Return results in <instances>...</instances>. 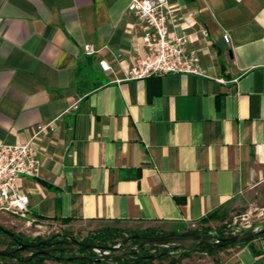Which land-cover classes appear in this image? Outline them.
I'll list each match as a JSON object with an SVG mask.
<instances>
[{
  "label": "crops",
  "instance_id": "crops-1",
  "mask_svg": "<svg viewBox=\"0 0 264 264\" xmlns=\"http://www.w3.org/2000/svg\"><path fill=\"white\" fill-rule=\"evenodd\" d=\"M168 2L210 79L123 80L143 34L129 0H0V142L55 125L18 181L25 226L192 233L264 187V0ZM209 264H264V237Z\"/></svg>",
  "mask_w": 264,
  "mask_h": 264
},
{
  "label": "built area",
  "instance_id": "built-area-1",
  "mask_svg": "<svg viewBox=\"0 0 264 264\" xmlns=\"http://www.w3.org/2000/svg\"><path fill=\"white\" fill-rule=\"evenodd\" d=\"M127 11L136 17L143 34L133 50L123 80L143 81L149 77L171 74L210 79L200 66L197 51L190 47L189 35L170 32L176 15L168 0H129ZM200 34L205 37L206 31L201 30ZM223 39L229 42L228 35L225 34ZM83 51L86 55H92L98 53L99 49L86 46ZM99 67L104 72L110 71L105 61H100ZM216 81L224 83L222 80ZM77 103L72 104L71 110H76ZM54 129V121H50L36 125L24 142H0V212L10 215L28 212V200L20 191L18 181L21 178L39 177L41 163L35 149L36 141Z\"/></svg>",
  "mask_w": 264,
  "mask_h": 264
},
{
  "label": "water",
  "instance_id": "water-1",
  "mask_svg": "<svg viewBox=\"0 0 264 264\" xmlns=\"http://www.w3.org/2000/svg\"><path fill=\"white\" fill-rule=\"evenodd\" d=\"M0 231L7 236L9 239L17 242V248L15 250H4L0 251V257H8L13 255L14 252H27L35 254L42 257H54L53 254L60 253H73L81 251H89L96 253L98 258L95 260L96 263L100 261H117L122 257L129 256L133 248L139 247H150L158 249H166L168 251H187V252H202L199 249L201 245H209V249H223L231 245L246 244L253 241L256 237L264 235V226H257L249 230H245L243 233L236 235H231L228 237H217L209 232H203L202 234H194L191 232L182 234H167L165 236L158 237H146L140 235H131L127 237L124 241L119 242L117 246L102 247L98 245H88L82 242L68 238L63 235L55 236L60 238H65L67 241L63 242H51L53 239L42 240L37 243L27 244L17 240L14 233H11L4 228L0 227ZM134 242L133 244L121 249L124 243ZM135 250L133 253H136ZM165 253H162L164 255ZM148 258H153V256H148ZM69 261L75 260H86L85 256H71L67 258Z\"/></svg>",
  "mask_w": 264,
  "mask_h": 264
},
{
  "label": "rangeland",
  "instance_id": "rangeland-1",
  "mask_svg": "<svg viewBox=\"0 0 264 264\" xmlns=\"http://www.w3.org/2000/svg\"><path fill=\"white\" fill-rule=\"evenodd\" d=\"M264 207V187L261 188V191L254 195L253 198L247 199L243 202V204L237 206L236 208L231 209L230 211H224L223 217L221 220H218L216 223H211L210 225H206L202 232H209L217 237H228L231 235H236L241 231L249 230L259 225L264 226V211L260 209ZM17 216L20 220L17 225L10 226L5 225L3 227L5 230L19 234L30 242L39 240H47L52 236H59L61 234L67 235L69 238L76 239L80 242L86 241L89 237L96 236L97 233L107 229V228H99L96 230H91L89 232L79 231L77 228L69 229L67 227H61V225L53 224V225H44L36 227L34 225H26V219H23L24 215H13ZM222 235V236H219ZM125 239V238H124ZM120 241V240H117ZM10 239L0 234V251H4L8 248V244ZM88 245H96V244H88ZM110 247V246H109ZM203 249V247L199 248ZM81 255L88 256L91 252L89 251H81ZM154 253V250L148 251V254L151 255ZM196 254L191 255L186 259L184 264H209L211 262V256L203 254L202 252H195ZM198 253H202L201 256ZM27 253H22V256H27ZM169 262L168 259H164L161 261H154L153 264H167ZM46 264H58L53 261H47ZM108 264H116L113 262H108ZM182 264V263H180Z\"/></svg>",
  "mask_w": 264,
  "mask_h": 264
},
{
  "label": "trees",
  "instance_id": "trees-1",
  "mask_svg": "<svg viewBox=\"0 0 264 264\" xmlns=\"http://www.w3.org/2000/svg\"><path fill=\"white\" fill-rule=\"evenodd\" d=\"M223 217L222 216L218 217L213 215H210L206 219L203 220V223H207L210 220H221ZM204 232V231H203ZM201 231H193L192 233L194 234H202ZM245 231H241L239 233H243ZM238 233V234H239ZM0 234H3L0 231ZM4 235V234H3ZM65 235V234H64ZM131 235H140V236H146V237H158V236H165L167 233H160V232H155V231H147L144 233H138L134 231H123L119 229H105L99 233L94 235L93 237H89L86 241H83V244H96L98 246L102 247H109V246H114L117 243H119L122 239H126L127 237ZM15 238L23 243L27 244H32V243H37L39 240L30 242L24 237L20 236L19 234H14ZM222 236V235H219ZM55 236L50 237L49 239H52ZM259 237H264V235H261ZM256 237V238H259ZM255 238V239H256ZM120 240V241H117ZM252 242V241H251ZM239 244V245H231L229 247H234V246H244L250 244ZM203 247L202 253L212 256L218 251L227 249L229 247L223 248V249H209V245H201L199 248ZM17 248V242L13 241L10 239V242L8 244V248L6 250H15ZM137 250L136 253H132L129 256L122 257L121 259L117 261H111L116 264H153L154 261H161L164 259H168L169 262L167 264H180L187 258H189L191 255L196 254L195 251L192 252H187V251H180V250H175V251H168L166 249H158V248H150V247H139L133 249V252ZM154 250V253L149 255L148 251ZM22 253L14 252L13 255H10L8 257H0V264H46L47 261H53L58 264H108L109 261H100L99 263H96L95 260L98 258L96 253L91 252L90 255L85 256L87 257L86 260H75V261H69L67 258V255L56 253L55 257H42L38 256L35 254L27 253V256H22ZM162 253H165L162 255ZM148 256H153V258H148Z\"/></svg>",
  "mask_w": 264,
  "mask_h": 264
},
{
  "label": "flooded vegetation",
  "instance_id": "flooded-vegetation-1",
  "mask_svg": "<svg viewBox=\"0 0 264 264\" xmlns=\"http://www.w3.org/2000/svg\"><path fill=\"white\" fill-rule=\"evenodd\" d=\"M61 235H63V236H66V237H68L67 235H64V234H61ZM60 235V236H61ZM69 238V237H68ZM70 239V238H69ZM47 240H49V239H47ZM125 239H122L120 242H122V241H124ZM63 241H67V239H65V238H60V237H56V238H53L52 240H51V242H63ZM134 242H128V243H124L122 246H121V249H123V248H125V247H127V246H129V245H131V244H133ZM133 249H135V248H133ZM133 249L131 250V253H133ZM87 252V251H86ZM82 253L81 252H73V253H64V255H67L68 257H71V256H83V255H81ZM54 256H55V254H53Z\"/></svg>",
  "mask_w": 264,
  "mask_h": 264
}]
</instances>
